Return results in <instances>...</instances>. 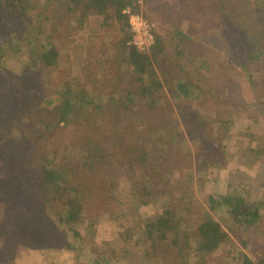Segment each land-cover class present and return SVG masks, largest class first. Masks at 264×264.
Returning <instances> with one entry per match:
<instances>
[{"label":"rangeland","instance_id":"1","mask_svg":"<svg viewBox=\"0 0 264 264\" xmlns=\"http://www.w3.org/2000/svg\"><path fill=\"white\" fill-rule=\"evenodd\" d=\"M20 1L0 0V14L4 13L0 36L18 33L23 39L22 49L15 56L4 53L0 46V161L3 152L13 157L8 160L9 168L8 163L0 162V264H96L102 251L106 258L101 260L102 264H242L245 257L256 262L264 255V41L258 44L263 53L241 65L233 56L234 43L229 38L236 33L225 39L223 25L212 22L208 11H198L194 21L184 15L172 21L166 16L163 19L157 11L156 7L163 6L165 0H135L138 8L134 12L153 22V33L162 34L169 54L181 65L173 64V72L198 82L200 97L193 102H179L168 85L162 97L165 107L159 126L166 124L167 129L175 131L171 120L179 125L174 142L172 136L163 132V144L172 145L173 151L164 164L160 163L162 158L159 160L160 165H169L172 169L164 178L170 182L175 179L174 188L137 208L126 190L124 175H119L117 207L114 210L92 207L93 231L84 224L77 225L83 235L79 238L59 223L52 211L26 193L21 153L18 145L8 144L7 136L15 127L8 128L6 124L16 118L21 99L30 94L35 99L52 96L59 82L67 80L98 93L118 66L112 55L121 23L106 26L97 11L82 24L78 23L72 18L76 8L73 0H23L29 11L22 9ZM184 1L190 4L194 1L193 6L198 2ZM251 1L246 2L247 7L243 6L245 0H223L220 4L229 17L238 8L243 25L238 28L256 36L264 20V0ZM177 5L174 4V10ZM254 7L263 9L262 14L252 12ZM40 12L50 17L46 33L58 45L55 66L32 62L29 55ZM216 13L210 15L217 19ZM68 23L72 28L67 29ZM175 26L187 36H174ZM42 39L46 41L43 36ZM121 70H124L122 87L133 89V76L123 66ZM161 78L165 82L164 76ZM167 102L173 106L170 113ZM181 103L189 106L187 114L194 118L196 131L188 130L184 124L187 117L179 111ZM179 128L184 131V138L178 135ZM189 132L192 133L189 135ZM68 137L67 128L63 127L58 130L56 141L66 142ZM147 143L153 147L158 143L153 131ZM211 195L214 198L225 195L228 203L210 209L208 197ZM245 205L258 208L259 218L249 226L233 222V215ZM172 207L177 217L186 218L181 227L191 231L202 219L203 210H209L226 229L228 238L209 253L196 254L191 246L184 257L172 251L155 257L151 240L145 239L144 226L138 219ZM117 236L122 240L116 245L113 240ZM157 257L158 261L153 259Z\"/></svg>","mask_w":264,"mask_h":264},{"label":"trees","instance_id":"2","mask_svg":"<svg viewBox=\"0 0 264 264\" xmlns=\"http://www.w3.org/2000/svg\"><path fill=\"white\" fill-rule=\"evenodd\" d=\"M73 1L76 3V8L72 18L78 23L85 22L93 11H97L102 16L106 26L117 21L121 23L119 36L114 45L115 54L112 55L118 63L113 76L108 79L105 86H100L98 93L88 86H75L74 83L66 80L57 84L52 96L46 98L40 96L35 99L33 94H30L21 99V105H18L15 111L16 118L6 125L8 128L15 127V131L9 132L11 134L7 136L8 144L18 145L21 153L19 159L26 193L38 204L52 211L59 223L65 224L73 232L74 237L83 238L77 225L84 224V227L93 231L91 217L94 207H106L109 210L117 207L119 175H124L126 190L131 202L135 203L134 206L137 208L156 197L166 195L174 188L176 180L170 182L169 179L164 178L172 169L169 165H163L167 158L171 157L173 147L165 146L162 141L165 137L164 133L167 132L174 142L176 140L174 132L179 125L171 120L175 131L167 129L166 124L159 126L165 107L162 97L165 96V88L168 85L172 96L179 102H193L200 97L201 88L198 82L181 78L178 72H173L172 66L177 62L174 56L169 54L166 48L168 43L163 39L162 34L157 32L154 34V42L147 51H141L132 44L126 45V42L132 38V33L127 14L123 10L126 7H130L131 11L137 10L138 5L134 4L135 0ZM148 1L152 2V0ZM197 1L196 7L193 6L194 1L190 4L184 0H165L163 6L156 8L163 19L166 16L167 20L172 21L179 20L183 15L194 21L197 19L198 11H208V18L212 22L223 25L226 30L225 39L228 35L236 33L234 37L229 36V38L234 43L233 56L241 65L263 53L258 46L264 41L263 19L258 35H249L238 28L243 27L238 8L234 9V16L229 17L225 11H222L223 4L220 2L223 0ZM246 2L253 3L251 0L250 2L245 0L244 7H247ZM19 3L23 10H28L25 1ZM174 4H178L175 10ZM254 11L262 14L263 9L254 7L252 12ZM214 12H217V19L214 15H210ZM3 16L4 13H1L0 20ZM49 18L46 12L38 14L33 30L35 32L33 46L29 47V55L32 62L55 66L59 49L55 41L46 33ZM53 27L61 29L56 25ZM68 28H72V24L68 23ZM173 34L181 38L187 36V33L178 26L174 27ZM13 35L0 36V46L4 53L15 56L22 49L23 39L21 34ZM37 35L40 36L39 40ZM42 36L46 39L45 42ZM177 65L181 67L180 64ZM122 66L130 76H133L135 82L133 89L121 85L124 79ZM160 75L164 76L165 82ZM166 107L169 108V113L173 109L169 102ZM178 108L183 117H187L184 124L188 130L196 131L193 129L194 118L187 114L189 106L181 103ZM168 117L170 118L169 114ZM200 123L198 128L201 126ZM63 127L67 128L69 137L66 142L56 141L58 130ZM152 131L158 137V143H155L154 147L147 143ZM190 133L192 132H189V135ZM178 135H183L184 138V131H180V128ZM12 159L11 154L3 152L0 162L2 163L3 160L4 163H8V160ZM154 159L155 163H152ZM159 160L160 163H164L160 165ZM8 165L9 163L6 167L9 168ZM160 183L164 185L159 187ZM208 200L211 202L210 209H215L222 204L226 205L229 199L225 195L219 198L211 195ZM185 204L187 205L188 202ZM173 210V207L164 208L150 217L138 219V222L144 226L145 239L151 240L155 257L171 251L176 256L184 257L191 246L196 254L209 253L228 238L226 229L212 217L209 210H203V217L193 231L181 227L186 218L177 217ZM258 218V208L245 205L233 215V222L249 226ZM121 240L117 236L113 242L117 245ZM191 241L194 243L192 244ZM111 249L116 251L114 247ZM104 254L105 251L99 253L100 258L96 259V264H102L101 260L106 261ZM158 258L153 259L158 261ZM242 264H264V255L259 256L256 262L245 257Z\"/></svg>","mask_w":264,"mask_h":264},{"label":"built area","instance_id":"3","mask_svg":"<svg viewBox=\"0 0 264 264\" xmlns=\"http://www.w3.org/2000/svg\"><path fill=\"white\" fill-rule=\"evenodd\" d=\"M127 14V20L132 38L127 41L141 51H147L154 42V24L140 13L131 11L130 7L123 10Z\"/></svg>","mask_w":264,"mask_h":264}]
</instances>
